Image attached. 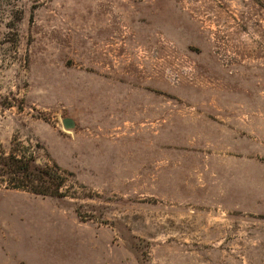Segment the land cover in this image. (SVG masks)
Returning a JSON list of instances; mask_svg holds the SVG:
<instances>
[{
    "label": "rangeland",
    "instance_id": "obj_1",
    "mask_svg": "<svg viewBox=\"0 0 264 264\" xmlns=\"http://www.w3.org/2000/svg\"><path fill=\"white\" fill-rule=\"evenodd\" d=\"M0 154V264H264V0H0Z\"/></svg>",
    "mask_w": 264,
    "mask_h": 264
},
{
    "label": "trees",
    "instance_id": "obj_2",
    "mask_svg": "<svg viewBox=\"0 0 264 264\" xmlns=\"http://www.w3.org/2000/svg\"><path fill=\"white\" fill-rule=\"evenodd\" d=\"M5 176L12 189L42 196L63 197L60 175L36 163L33 157L0 154V177Z\"/></svg>",
    "mask_w": 264,
    "mask_h": 264
},
{
    "label": "water",
    "instance_id": "obj_3",
    "mask_svg": "<svg viewBox=\"0 0 264 264\" xmlns=\"http://www.w3.org/2000/svg\"><path fill=\"white\" fill-rule=\"evenodd\" d=\"M62 125L66 129H71V128H74L75 122L73 119L65 117L62 119Z\"/></svg>",
    "mask_w": 264,
    "mask_h": 264
}]
</instances>
